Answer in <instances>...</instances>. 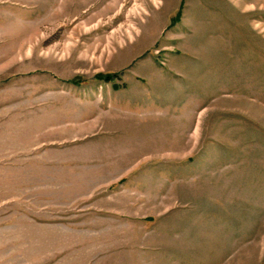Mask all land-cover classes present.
<instances>
[{"label":"rangeland","instance_id":"374dc122","mask_svg":"<svg viewBox=\"0 0 264 264\" xmlns=\"http://www.w3.org/2000/svg\"><path fill=\"white\" fill-rule=\"evenodd\" d=\"M0 264H264V0H0Z\"/></svg>","mask_w":264,"mask_h":264}]
</instances>
